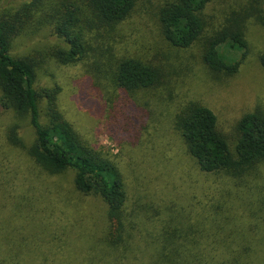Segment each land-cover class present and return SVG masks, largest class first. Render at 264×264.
<instances>
[{
	"label": "trees",
	"instance_id": "16d2710c",
	"mask_svg": "<svg viewBox=\"0 0 264 264\" xmlns=\"http://www.w3.org/2000/svg\"><path fill=\"white\" fill-rule=\"evenodd\" d=\"M143 1V24L157 45L150 52L127 23L137 0H25L0 10V110L16 118L5 126L4 140L23 155L15 162L0 152V264H47L44 256L56 246L63 250L73 243V254L93 248V264H115L135 240L140 252H150L145 264H264V102L247 104L225 129L203 98L175 95L191 78L183 69L195 66L192 58L198 57L205 80L234 97L249 52L246 24L255 17L264 27V0L232 11L219 26L208 21L205 9L223 0ZM44 27L60 40L46 55L12 53L17 38ZM46 57L59 66L84 64L89 112L96 120L105 115L108 134L118 136L125 149L143 144L141 155L155 161L146 165L152 171L155 165L165 172L177 169L167 151L179 140L197 170L216 184L205 195L206 205L204 194L189 202L187 191L177 195L174 189L168 202L140 192L131 201L128 178L141 183L147 167L137 158L124 164L119 154L92 142L67 116L63 86L38 85ZM257 61L264 69V52ZM160 89L164 94H156ZM151 97L154 105L147 101ZM23 122L33 130L28 144L20 133ZM24 170L31 179L21 180ZM50 178L57 181L46 182ZM61 180L71 183V191H63ZM37 181L53 186L57 203L71 192L95 198L104 206L95 217L100 226L84 225L77 214L83 208L62 224L57 211L64 215L67 208L37 207Z\"/></svg>",
	"mask_w": 264,
	"mask_h": 264
},
{
	"label": "rangeland",
	"instance_id": "374dc122",
	"mask_svg": "<svg viewBox=\"0 0 264 264\" xmlns=\"http://www.w3.org/2000/svg\"><path fill=\"white\" fill-rule=\"evenodd\" d=\"M24 1L25 0H0V10L17 8ZM258 1L259 0H223L220 2V4L210 3L205 9V14L208 21L212 22L214 26H219L224 17L228 16L232 11H237L243 6L252 5L255 7L257 6ZM143 2V0H137L136 6L127 18V23L134 29L135 33L133 37H136L138 41H142L145 45V49H147L146 52H150L153 51L157 45L154 47V40L143 24ZM245 37L248 42L249 52L245 58L246 63L241 65L242 67L240 74L236 78V83H234L236 84L238 90L235 92L234 97L232 94H227L225 89L222 88L223 86L215 87L205 80V78H208L209 76L200 67L201 64L198 57L192 58L195 66H190L188 64L186 65V68L183 69L185 73L190 74L191 78L189 79L188 76L185 77V79L182 81L181 90L175 91L176 97H186L195 94L198 95L199 98H203L211 107V109H213L218 115L219 122L225 129H227L232 124L235 118L232 117L234 113H239L240 111L244 110L247 104L252 108L255 104L254 102H257V100L258 102L260 100L264 102V69L261 68L259 62L257 61L259 54L264 52V27L255 17H252L247 21ZM59 41V38L52 33L50 28L44 27L41 31L32 36H22L17 38L12 45L11 51L16 56L29 54L43 56L47 54L50 47L58 45ZM239 55L240 54L238 52L233 54L235 58H238ZM88 58L90 61L92 60L91 57ZM186 69H188V71ZM189 69H191L190 72ZM84 70L85 67L82 62L70 66H59L58 63L51 60L49 57H46L40 66L38 85L53 86L54 84H58L63 86L65 93L63 102L65 108H67V116L87 135H90V140L96 145L103 146V148L111 154H119V159L121 156L124 164H128V162H130V160L133 158L141 160L144 166L150 164L152 158L143 157L141 155L143 144L140 146L135 145L131 148L125 149V147L117 141L119 139L118 136L114 135L112 137L108 134L104 122L105 115L100 120H96V118L89 112V110L92 109L91 106L93 105H89L90 101H87L88 98L85 97L87 94H85L83 91L86 89V85L84 84L85 86H83L82 82L83 80L88 81ZM225 84H229L228 81L224 83V85ZM229 89L231 90L233 87ZM78 91L83 94H77ZM89 91L91 94L97 93L94 89ZM158 93L164 94L161 89L156 92V94ZM152 98L153 97L150 98L151 100L149 99L147 101L154 105L155 101L152 100ZM106 100L108 101L109 99L106 98ZM107 101L106 104L103 102L105 106L107 103H109ZM158 115L161 118V114ZM13 121H16V118L12 112L0 110V152H8L6 156L9 158V160L16 162V160H23V155H21L18 151H12L5 144L4 140L5 126L12 123ZM25 122H23L20 133L28 144L33 137V130L29 125L27 126ZM163 125L160 126V129L164 128ZM148 132H151V129H149ZM174 143L178 145L176 150H173ZM181 145L182 143L175 139L174 142L172 141V148L167 151L169 156L172 158H174L175 155L178 163L177 169L172 168L170 172H165L160 170L155 165L156 168L153 167L154 171H152L149 169L148 165L146 167L147 171L149 172H144L141 183H138L132 178H128V182L132 188L130 193L131 201L135 200V195L140 192L142 194L147 193V197L149 198H157L163 202H168L169 190L173 191L174 189L177 195L181 193L182 190L187 191L188 198L190 196L189 202H191V196H195L192 201L197 202L200 199L202 200V195L204 194L203 203L206 205L205 203L207 197L205 195L210 196L209 194L212 192L210 189H212V186L216 184L214 183L212 177L204 175L199 170H197L194 162L187 154H185ZM177 152L178 154H175ZM152 162L154 163L155 161ZM131 167L132 164H129L130 169ZM22 168H24V165ZM20 178L22 180L26 178L31 179L32 177H30L28 170H24L20 174ZM50 179L51 180H47L46 182H52L54 180L57 181L55 178ZM32 180H34V178ZM58 182L61 183V187L63 188L64 192H67V190L69 191L72 188L70 182L65 180ZM19 183H22L24 186L28 185L27 182L23 183L20 181ZM33 185L34 191L32 192H34L40 200V203L37 205V207L53 208V206H55L57 203V198L54 196L56 195V192L53 186L44 185V187L39 181L33 183ZM203 187L210 188L206 189L204 192ZM48 189L52 191L51 194L47 193ZM66 194V199L69 201L59 199V202L55 207L67 208L64 215H62L60 211H57V221L62 224L71 223L76 217V208H83L84 211L77 212V214L80 215V219L83 218L84 225H88L91 228V226L94 225V221H96L98 222V226H100L99 223L101 224V220L95 219V217L99 214V208L100 210L101 208H104L101 203L90 196H84L82 198L78 197L73 192ZM60 197H64V194H60ZM196 209L197 211L202 212L205 208ZM65 218H67V220H65ZM57 225L59 224L57 223ZM57 225L52 223V228H55ZM134 243L136 244V240L132 243L131 249L125 254H121L120 261L117 260L115 264H145L146 261L150 262L149 257L146 256L147 254H150L149 250L144 248L143 251L140 252ZM73 244L74 245L64 246L63 250L60 249V245L56 246L57 248H54L55 253H53L52 250L51 253L44 256L47 258V264H93L90 260L96 254V250L90 248V250L86 249L83 251V253L78 251L77 253L73 254L71 250L74 248L76 243ZM93 244L99 246L101 245L100 243ZM88 246L91 247V244L89 243ZM77 247L79 249V246ZM82 247L83 248L80 251L84 249L85 243H82ZM109 257V260L111 261V258L113 259L112 255L110 254ZM95 264H105V262L98 261V263Z\"/></svg>",
	"mask_w": 264,
	"mask_h": 264
}]
</instances>
